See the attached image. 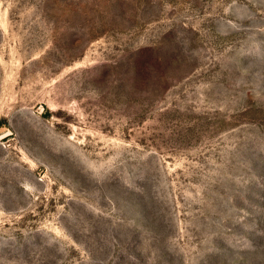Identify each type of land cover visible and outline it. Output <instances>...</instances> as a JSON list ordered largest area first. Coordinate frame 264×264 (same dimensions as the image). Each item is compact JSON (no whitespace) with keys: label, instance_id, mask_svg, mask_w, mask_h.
Here are the masks:
<instances>
[{"label":"rangeland","instance_id":"rangeland-1","mask_svg":"<svg viewBox=\"0 0 264 264\" xmlns=\"http://www.w3.org/2000/svg\"><path fill=\"white\" fill-rule=\"evenodd\" d=\"M0 264H264V0H0Z\"/></svg>","mask_w":264,"mask_h":264}]
</instances>
